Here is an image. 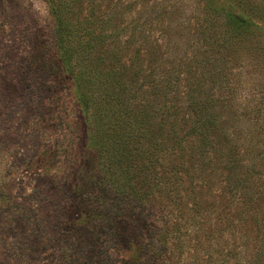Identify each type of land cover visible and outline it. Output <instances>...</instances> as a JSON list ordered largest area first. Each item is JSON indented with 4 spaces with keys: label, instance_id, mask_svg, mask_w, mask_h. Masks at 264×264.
<instances>
[{
    "label": "trees",
    "instance_id": "obj_1",
    "mask_svg": "<svg viewBox=\"0 0 264 264\" xmlns=\"http://www.w3.org/2000/svg\"><path fill=\"white\" fill-rule=\"evenodd\" d=\"M76 1L49 0L55 55L74 80L86 122L92 117L99 123L94 129L88 126L87 145L96 149L97 169L75 189L74 203L83 215V223L77 224L90 225L73 244L76 256L86 264H184L183 257L192 250V264H264V141L240 130V144H235V132L222 126L227 120L212 105L216 98L193 99L190 87L181 92L188 102L183 111L171 102L169 91L159 106L154 104L163 81L172 84L170 77L150 80V96L139 101L142 69L132 62L139 56L130 57V66L123 64L120 41L107 54L95 49L117 36L110 31V18L124 16L136 1L117 0L107 7L112 10L96 16L100 2L89 0L87 13L73 23L66 13ZM211 3L205 0V8ZM213 9L214 40L206 35L204 43L210 40L206 43L221 52L250 40L264 58V39L254 37L261 29L256 20L264 24V0H214ZM213 60L215 53L209 62ZM207 73L202 69L197 75L198 84L207 81ZM223 75L222 67L211 72L214 89H226ZM236 99L223 104L225 113L239 115ZM252 111V122L264 129V87ZM259 166L260 172L253 171ZM207 169L224 179L221 208H201L194 194L205 186ZM250 171L256 178L249 188ZM154 200L166 202L169 209L151 207ZM234 202L237 212L232 213ZM258 203L260 215L247 209ZM244 213L250 216V229Z\"/></svg>",
    "mask_w": 264,
    "mask_h": 264
},
{
    "label": "rangeland",
    "instance_id": "obj_2",
    "mask_svg": "<svg viewBox=\"0 0 264 264\" xmlns=\"http://www.w3.org/2000/svg\"><path fill=\"white\" fill-rule=\"evenodd\" d=\"M134 1L124 16L110 18V31L117 36L95 49L107 54L120 41L123 64L139 56L132 61L142 69L137 99L150 96V80L170 77L172 84L163 81L154 104L159 106L169 91L171 102L183 111L188 102L181 92L190 87L193 99L216 98L212 105L227 120L222 126L235 132V144H240V130L264 141V129L252 122V108L264 87V73H260L264 58L254 51L256 42L244 40L221 52L206 43L210 40L204 43L206 35L214 40V0L209 8L205 0ZM95 2H100L94 10L98 16L112 10L107 7L117 0ZM89 7V0H77L66 13L67 21L75 23ZM256 21L261 29L254 37L264 39V24ZM52 25L49 0H0V264H86L73 249L79 231L84 235L90 226L78 225L83 215L74 203L75 189L97 169L96 149L87 145L88 126L94 129L99 123L92 117L86 122L74 94V80L55 55ZM214 53L217 60L210 63ZM219 67L227 74L223 75L226 89H214L211 72ZM202 69H207V81L198 84ZM150 72L153 76L147 78ZM235 96L234 111L239 115L225 113L223 104ZM262 167L253 171L260 172ZM251 172L248 187L256 178ZM203 176L205 186L194 190L201 208H221L223 177L214 176V169H207ZM235 205H231L232 213L237 212ZM152 206L169 209L158 200ZM260 208L259 203L247 207L258 215ZM244 215L250 229V216ZM193 253L185 254L184 264H192ZM129 256L137 257L134 252Z\"/></svg>",
    "mask_w": 264,
    "mask_h": 264
}]
</instances>
